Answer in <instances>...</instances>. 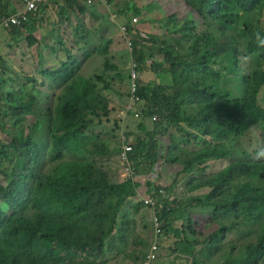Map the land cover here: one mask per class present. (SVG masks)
I'll list each match as a JSON object with an SVG mask.
<instances>
[{"label": "trees", "instance_id": "16d2710c", "mask_svg": "<svg viewBox=\"0 0 264 264\" xmlns=\"http://www.w3.org/2000/svg\"><path fill=\"white\" fill-rule=\"evenodd\" d=\"M183 1L198 11L205 20V25L209 27L206 35L195 36L198 27L194 18L186 19L187 21L183 23L181 18L175 15L172 20L170 19L173 28L180 27L179 33H185L187 38L194 40L191 47L197 54L196 60L186 64L184 61L174 60L173 54L166 62L156 59L153 69L159 74L165 72L172 75L176 84L171 87L140 81L135 97L147 102L145 117L156 120L157 128L161 125V128L166 126V129L195 131L194 138L184 137V144L197 142L201 138L208 140L204 148L188 153L182 151V144L177 142L179 139L173 140V155L169 157V162L180 164L183 167L181 174L196 176L201 170H206L210 163L228 160L232 152L227 143L234 137H246L250 130L258 126L264 129V108L260 106L258 100L259 92L264 85L262 71L257 72L244 96L233 103H230L231 93L217 89L209 80L211 77L217 79L223 77L213 65L224 59V56L233 64V67L226 66L225 69L232 75L240 72L238 66L240 43L234 34L222 30L217 24L227 20L229 16H234L228 13L232 10V4L237 9L253 13L255 10L264 9V0ZM68 4L73 8L78 2L69 1ZM134 10L138 14L142 12L137 7ZM37 21L33 18L24 32L28 33V30L31 32V27ZM16 30L20 32L19 29ZM134 31L137 32L134 33L137 42L134 41L133 45L135 61L140 64L141 70H144L147 62L146 50L153 51L154 45L158 44L155 41L151 46L147 40H141L140 33L135 28L131 32ZM112 42L108 40L103 45L101 55L108 53ZM144 42L148 46L142 47L141 44ZM247 44L252 54H264V31L258 27L254 28ZM157 55L154 53L152 57ZM160 56L159 54L158 57ZM168 62L169 64H165ZM77 66L75 57H68V62L58 70L48 71L44 75L49 82L65 86V91L58 97L50 118V127L46 122V129H49L48 138L39 143L30 133L25 135L24 131H14L11 133V142L0 149L4 158L15 161L12 179L0 170V264H90L89 260L92 259L110 260V255L116 248L110 241L115 240L117 234L120 241H126V233L131 225L130 219L123 221L124 229L117 231V228L123 206L132 202L136 182L115 184L111 182L108 172L93 162L63 159L64 156H75L83 152L85 147L88 148L90 141L95 142V150L89 151V155L100 157L113 153L109 147H104L107 142H103V147L97 142L101 135H94L96 141L89 137L88 131L97 123L103 124L100 122L106 117L104 115L108 116L109 104L99 94L91 80L77 74ZM0 67L3 68L1 61ZM97 78L106 84L107 89L110 88V83L105 77ZM23 87L24 85L19 86L17 90L20 91ZM16 93L19 92L12 94ZM184 94H194L202 101L196 114H184L183 107L177 104L178 99ZM12 99L11 95L6 98L3 92L0 94L2 130L6 126L5 120L9 119L7 115ZM17 99V107L12 106L14 113H33L35 99L23 104L20 93ZM5 103L8 108H4ZM17 121L21 122L20 119ZM35 128L40 130V123L35 125ZM142 130L146 132V138L141 137L131 144L133 150L130 152V158L135 161L138 169L144 164H148L146 167L152 169L160 160L157 152V137L160 133L157 129L150 131L146 127ZM40 133H44V130ZM261 137H264V133ZM263 145V141H260L259 146ZM44 157L57 164L50 173L39 176L35 166ZM193 182H197L196 179H193ZM170 189L169 187L166 190ZM190 189L211 191L206 195L186 200L181 204L180 210L175 208L173 202L167 200L161 204L162 207L158 211L163 221V234L170 236L171 233H175L177 238H184V242L176 243L180 247V256L187 259L190 264H201L196 259L195 246L209 245L210 248H214L242 224L252 225L259 222L261 226L259 240L257 243L247 244L241 252L247 253L248 257L244 261L247 264H264V162L260 160L234 162ZM144 206L146 204L140 202L137 210ZM211 208H214L212 215L217 219L236 216L243 222L239 223L237 220L230 225L217 220L213 232L197 242L191 241L181 230L175 229L173 216L177 212L180 213L181 219L190 209ZM146 260L147 257L142 264ZM225 264L238 262L231 261Z\"/></svg>", "mask_w": 264, "mask_h": 264}, {"label": "rangeland", "instance_id": "374dc122", "mask_svg": "<svg viewBox=\"0 0 264 264\" xmlns=\"http://www.w3.org/2000/svg\"><path fill=\"white\" fill-rule=\"evenodd\" d=\"M162 1L164 2V0ZM174 2L178 3L177 0H174ZM56 5L59 6L58 4ZM68 5L69 4L63 7H70ZM82 5L83 4H79V6ZM179 5L180 12L177 8H174L169 12H160L161 7L159 5H156L153 9L145 7V11L143 10V13L145 12L144 17L148 20L143 19L142 22H140L139 25L144 23L145 25H142L138 32H140V36L145 38L151 46L155 41L158 44L156 45L158 47L154 45L153 51H150L149 49L146 50L149 68L155 65V60L158 58L162 59L160 61L166 62L171 54L174 55V60L178 59L180 62L184 61L186 64L193 63V61L196 60L197 54L191 47L194 45V40L187 38L185 33H179L178 30L180 27L173 28L170 19L172 20L176 16L179 19L181 18L180 20L183 23L184 21H187L186 19L194 18L195 24L198 27L195 31V36L206 35L209 27L205 25V20L202 19L198 11L194 10L186 2L180 0ZM74 6H77V4H74ZM233 6L234 4L231 5L232 10L228 13L234 14V16H229L227 20L218 23L217 25L220 26L222 30H228L231 34H234L240 43L238 60L240 72L236 75L230 74L225 67H233V64L227 56H224V59L213 65V68L220 71V73L223 74V77L221 79L215 77L209 79L216 85L217 89L231 93L230 103H233L236 99H240L244 96L245 90L249 88L248 85L253 82L252 79H255L259 70L264 73V54H252V51L247 44L251 39L252 30L254 28L258 27L264 31V9H258L251 13L245 12L242 9H237ZM97 7H99V5ZM86 8L90 10V8ZM123 8L124 7L116 4L112 6V10L119 14L122 13ZM70 16L71 21L73 20L76 24V32L82 28V32L91 36L93 41L89 43L90 46L84 45L78 50L74 49V52L72 51L70 55H64V63H67L68 56L75 57L78 62L76 69L77 74L86 78L89 76V80L92 81L99 94L108 101L110 109L115 106L112 108V116H110V114H108V116L104 115L106 117L100 122L103 123L102 126L97 123L95 127L88 131L89 137L94 141H96L94 135H101L102 137L100 136V139L97 142H99L101 147L104 145L103 142H107L104 147H109L113 153L100 157L89 155V151L95 150V142L90 141L87 146L88 148L85 147L83 152H79L75 154V156H64L63 159L88 160L107 171L112 183L124 185L136 182L137 186L134 196L131 199L132 202L126 203L123 206L119 217L120 222L117 231L124 229L123 221L125 219L128 218L131 221L130 228L126 233V241H120L118 237L119 234H117L115 240H112V242L110 241V243L116 245L113 254L110 255V260L102 258L99 261H94V259H92L89 260V262L90 264H142L147 257L146 254L150 253L153 244L157 241L155 225L153 222L154 211L145 203V199L156 198V205L158 203H166L168 200L176 205V207L174 205L176 209L180 210L181 204L186 200L193 199L196 196L206 195L211 191V189L191 191L190 188L196 183H202L207 177L219 173L237 161L255 162L260 160L264 162V145L259 146L260 141H263L264 143V137H261L264 133V129L259 128V126L255 127L250 130L246 137H234L229 141L227 145L232 152V155L228 160L214 161L209 164L206 170H201L196 176L181 174L183 167L180 164L169 162V157L173 155V140L175 138L180 140L177 142L182 144V151H185V153L204 148L207 146L208 140L201 138L197 140V142L193 141L190 144H184V137L194 138L195 131L185 129L184 132L180 131L178 128L166 129V126L161 128V125L157 128L156 120L145 117V105H147V102L144 104H136L134 110L130 108V105L132 104L133 85L136 83V80L143 77L146 81L154 82V85H157L156 83H161L162 85L172 87L176 84L172 75L166 74L165 72L159 74L158 71L154 69L146 68L147 70H141V67L139 66L140 64L138 65L134 61L135 46L129 44L125 35L124 42L122 41L125 45L121 46L120 49H117L118 45H110L108 53L106 55H101L100 50L103 49V45L107 42L106 40H108L105 39L106 36H103V34L107 32V26L110 27L112 25L116 28L118 26V24L115 23V20L113 21V18L111 17L112 15H110V21H107V15H103L102 18H106V21H101L104 24L100 22L95 25L96 27H94V29L93 27L91 28L90 25L94 26L96 23L91 20L89 25L86 23L83 24V18L80 17L81 15H79V12L71 11ZM126 23L124 25H127ZM79 35L80 34L77 33V35L74 34L72 38H63V40L69 41V39H71L73 43H75L78 41L77 37H79ZM130 36H128V38H130ZM83 37V39L88 38L87 36ZM104 39L106 42L102 44ZM37 41H40V38L35 36L34 42ZM141 45L142 47H145V45L148 46L145 42ZM184 46H186V48L183 49ZM68 47H70V45H68ZM161 51L164 52L161 53ZM73 53L76 54L73 55ZM154 53L158 55L160 54L162 57H158L157 55L154 59L152 58ZM17 57L20 59L19 56ZM165 64H169V62ZM184 66L182 70L184 69ZM136 74L138 75V78L135 77ZM98 76L105 77L108 80L110 83L109 89L105 87V83L98 80ZM21 81V83H23V80ZM38 81H40V79L34 80L33 83L36 84ZM1 83L0 76V84ZM12 84L14 87H11V92L14 93L18 91L22 94L24 97L23 104H28L32 99H35L32 107L33 113H14L12 111V106L17 105V97L19 93L11 94V96H13V102L9 108V114L7 115L9 116V119L5 120L6 126L3 127L4 130L0 128V149L11 142V133L14 131H24L25 135L30 133L35 141L43 143V141L48 138L47 130L49 129H46V122L49 123L48 127H50V118L57 105L58 97L65 91V86L61 83L56 84L48 81L47 89L50 93V97L47 100L45 91H39L35 88L37 85L33 84V86H30L29 88L24 86L19 91L17 90L21 85L19 80H12ZM259 93V104L264 108V85H262ZM14 99H16V102H14ZM200 103L202 104V101L194 94H184L177 101V104L183 107L182 112L186 115L196 114L197 111H199L198 105ZM4 108H8L7 103L4 104ZM110 109L108 110V113H110ZM107 117H111L110 120H108ZM18 119H20L21 122L17 123ZM38 123H40V130H35V125ZM143 127L148 128L150 131L157 129L160 133L157 137V152L160 160L152 169L146 167L148 164H144L138 169L139 177L136 181H129L124 175L127 163L125 159L122 158L123 147L127 143H134L141 137L146 138V132L142 130ZM184 127H186V125H184ZM43 130L44 133H40ZM14 163V160L4 158L0 152V170L3 173L8 174L10 179L13 178ZM56 164L57 163L52 162L49 158L44 157L35 166V170H38V175L41 176L42 174L50 173ZM193 179H196L197 182H193ZM169 187L171 189L169 191L166 190ZM126 191L127 190H124V192ZM140 202L145 203L146 206L141 210H137V205ZM184 208L185 207H183V209ZM213 211L214 208L199 210L190 209L184 218L181 219H179L180 213L177 212L173 216L175 229L181 230L191 241L197 242L203 240L213 232L217 220L229 223L230 225L237 220L239 223L243 222L241 218L237 219L236 216L227 219H217L216 216L212 215ZM190 219L193 221L191 222ZM260 234L261 226L259 222L252 225L242 224L238 229L230 232L227 235V238L222 239L214 248H210L209 245L195 246L194 251L196 259L201 264H225L231 261H236L238 264H247L244 262L248 257L246 255L247 253H242L241 249L247 244L257 243ZM160 242L161 252L157 264H190L187 259L180 256V247L177 246L178 244L176 245L178 242H184V238H177L175 233H171L170 236L163 234L160 238Z\"/></svg>", "mask_w": 264, "mask_h": 264}, {"label": "crops", "instance_id": "0c3cea01", "mask_svg": "<svg viewBox=\"0 0 264 264\" xmlns=\"http://www.w3.org/2000/svg\"><path fill=\"white\" fill-rule=\"evenodd\" d=\"M107 1L109 2V0ZM179 1L180 0H177L178 3H175L174 0H164V2L162 0H113L111 2L110 0V5L102 3L101 0H97L96 5L92 6V8L88 7L84 3H78L77 6H74L73 8L63 6L59 7L60 5L57 6L56 4L52 3L48 4V6L41 9L40 13L36 17L38 21L31 27V32L28 30V33H21V31L19 32L16 29H0V61L4 66L3 73L1 74L2 83L0 84V94L3 92V95L6 98L11 95V87H14L12 80L17 79V81L19 80L21 84L20 87L24 85L29 88L30 85H37L35 88H37L39 91H45L47 100L49 99L50 93L47 89L48 80L44 75H46L48 71L58 70L62 66L61 64L65 62L64 55H70L72 51L74 52V49L78 50L79 48H82V46H87L93 41L91 36L82 32V28L76 32V24L73 20L71 21V11L79 12V15H81L80 17L83 18V24L86 23L89 25L91 20L96 23L94 26L90 25L91 28L93 27V29L96 27L95 25L101 21H106V18H102L103 15L108 16L107 21L111 20L110 15H112L111 17L113 18V21L115 20V23H117L118 26L117 28L115 26L113 27L112 25L110 27L107 26V32L105 33L106 35L103 34V36H106L105 39L112 40V45H118L117 49H120L121 46L125 45L122 43V41L124 42L125 35L122 33L123 27L135 26V30L138 31L142 25H145V23L139 25L143 19H147L144 17L145 12L143 13L145 7L153 9L156 7V5H159L161 7L160 12H169L174 8H177V10L180 12ZM23 2L24 0H0V18L4 15H11L20 11L23 8ZM79 4H83L81 8L85 10H81V8H79ZM114 4L124 7L121 14L117 12L115 13L112 10V6ZM98 5L99 7H97ZM86 7L90 8V10H88ZM136 7L142 10L140 14L134 12ZM134 18H138L139 22L132 25ZM125 23L127 25H124ZM77 33L80 34L79 37H77V42L73 43L71 39H69V41L63 40V38H72V36L74 34L77 35ZM132 34L135 42H137V36H135L134 33ZM35 36L40 38V41L34 42ZM83 36H87L88 38L83 39ZM105 39L102 41V44L108 41H105ZM141 39L143 41L146 40L143 37ZM67 44L70 45V47H68ZM75 54L76 53H73V55ZM17 56H19L20 59ZM146 68L153 69V67H148V60L144 70H147ZM36 79H40V81L36 82V84H31ZM87 79H90V77L87 76ZM21 80H23V83H21ZM140 81L144 83L155 84L152 81H146L143 77L139 78L137 82L139 83ZM156 84L158 85L161 83ZM21 96L24 99L22 94ZM138 103L144 104L145 101L138 100L133 93L132 104L130 105V108L134 110V106ZM146 106L147 105H145V107ZM112 108L110 109L109 105L110 116H112L113 113ZM110 118L111 117H107L108 120H110Z\"/></svg>", "mask_w": 264, "mask_h": 264}, {"label": "built area", "instance_id": "2783aa9c", "mask_svg": "<svg viewBox=\"0 0 264 264\" xmlns=\"http://www.w3.org/2000/svg\"><path fill=\"white\" fill-rule=\"evenodd\" d=\"M69 1L84 3L88 7L95 6L97 0H24L23 8L16 12L15 14H7L0 18V29L3 30H14L19 29L20 31L24 32L25 27L30 25L33 18H36L40 13L41 9L48 6L53 2L58 3L60 6H66ZM102 3L110 4L107 0H101ZM139 22L138 18H134L132 25ZM135 27V26H134ZM132 26H125L123 27V33L126 35L128 42L131 46L134 45V37L132 34ZM137 33V32H133ZM131 35V36H130ZM130 36V38H128ZM135 63H137L135 61ZM4 68L0 67V76L3 73ZM138 78V75H135ZM138 90L137 80L136 83L133 85V93L135 94ZM133 150V147L130 143H127L123 147V155L122 158L125 159L127 163L126 172L124 175L127 177L129 181H136L139 177L138 168L136 166L135 161L131 160L130 152ZM145 203L149 205L154 211V218L153 222L155 225V231L157 235V241L153 244L150 253L147 256V260L144 264H157V261L160 258L161 252V242L160 238L163 236V221L161 217L158 215V211L161 209V204L156 205V198H146ZM149 203V204H148Z\"/></svg>", "mask_w": 264, "mask_h": 264}, {"label": "clouds", "instance_id": "9594fccd", "mask_svg": "<svg viewBox=\"0 0 264 264\" xmlns=\"http://www.w3.org/2000/svg\"><path fill=\"white\" fill-rule=\"evenodd\" d=\"M53 3H55V2H53ZM53 3H52V4H53ZM55 4H57V3H55ZM110 5H111V4H110ZM138 80H139V79H138ZM138 80H137V81H138ZM137 84H138V82H137Z\"/></svg>", "mask_w": 264, "mask_h": 264}]
</instances>
